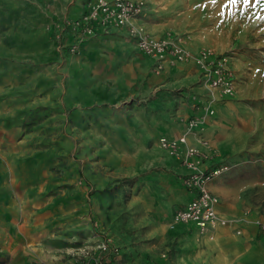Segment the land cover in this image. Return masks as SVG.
<instances>
[{"label":"rangeland","instance_id":"rangeland-1","mask_svg":"<svg viewBox=\"0 0 264 264\" xmlns=\"http://www.w3.org/2000/svg\"><path fill=\"white\" fill-rule=\"evenodd\" d=\"M14 1L35 3L48 11L33 26V37L38 40H27L24 51L10 48L14 54L20 53L18 58L0 55V114L11 115L17 127L13 138L19 137L25 146L26 163L35 162L33 168L19 171L26 178L34 175L40 179L43 198L52 200L47 211L59 214L50 231L46 228L51 232L44 242L49 256L32 258L31 250L27 255L20 250L23 259L19 263L80 264L83 251L94 250L110 239L118 253L107 255L104 264H181L189 254V240L163 233L157 219L146 217V209L153 204L148 198L147 176L153 171L158 172L157 177L169 176L166 170L171 164L164 162L171 163L173 158L158 146L160 126L168 130L174 124L167 125V121L186 119V134L188 121L202 120L201 127L189 135L197 132L200 144L214 151L215 123L220 124L222 135L228 131L242 135L232 117L253 121L264 114V0H144L145 10H152L148 21L158 29L167 23L165 26L191 36L200 45L230 55L239 86L236 95L225 100L233 102V108L216 103L204 81L156 88L164 69L158 70L156 64L149 69L124 54L127 44L115 35V29L121 28L93 24L88 34L83 21L86 13L69 17L68 2L81 4L83 0ZM53 49L60 56L66 51L69 54L56 59L57 75L56 70L53 75ZM46 55L49 63L44 61ZM12 59L20 63L12 62L14 65H8L11 71H2ZM77 84H110L108 94L101 92L109 100L100 101L103 96L95 92L83 95ZM243 84L256 85L245 89ZM201 85L206 87L203 97L194 93ZM112 99L117 102H110ZM260 122L264 124V120ZM4 139L7 148L12 140ZM247 144L263 151L237 153L232 159L260 168L264 165V129L251 132ZM245 155L249 158H242ZM240 177L246 182L255 177L264 181V168L248 169ZM87 180L92 182L91 188ZM150 187L158 193L157 185ZM257 195L264 199V185ZM10 257L0 250V264H10Z\"/></svg>","mask_w":264,"mask_h":264},{"label":"crops","instance_id":"crops-1","mask_svg":"<svg viewBox=\"0 0 264 264\" xmlns=\"http://www.w3.org/2000/svg\"><path fill=\"white\" fill-rule=\"evenodd\" d=\"M93 1L94 0H83L81 4L78 3L79 5L74 2H68L67 8L68 10L70 9L68 14L69 17H79L87 13ZM44 10L45 9L42 10V7L35 3L30 4L26 1L0 0V55H2V57L18 58L20 53L14 54V51H11L10 48L23 50L26 47L25 44L27 40H38V38L33 37V34H35V28H33V26H36L40 18L44 16L43 13L48 11L47 9ZM150 11L152 10L147 8L140 17L139 22L148 27L149 31L151 30V34L157 37H164L169 32L179 33L165 26L168 25L167 23H164L159 29L155 27L154 24L152 25L150 21H148V19L152 20L148 17ZM115 30V35L121 38L123 37V43L127 44L123 46L124 54H129V58L138 59L141 61L140 63L142 66L146 65L149 69L156 64L151 57L141 52L138 45L136 46L135 43L129 39L130 35L126 28ZM27 34L29 36H27ZM66 37L71 41L72 37L69 32ZM203 48L209 47L200 45L198 40H192L190 49L193 53H197ZM216 51L218 53H224L222 51ZM50 53H52L55 58L53 61L54 67L56 66L55 63L57 58L60 59L69 55L66 51V53L60 56L57 49L51 50ZM12 60L13 61L6 63V67H4L2 71H11L8 65L13 64L12 62L20 63L19 60ZM44 61L49 63L48 55L45 56ZM42 62L43 60L41 58L40 65H42ZM55 70L57 75V67L54 68L53 75ZM21 71L23 72V70ZM55 77L56 76H53V78L51 77L54 82H56ZM156 82H158L156 88L165 86L169 88L181 86V83L201 84L203 78L201 71L194 63H183L174 67L166 66L162 76L157 78ZM39 83H41L40 80ZM17 84L21 83L17 82ZM202 84H205V82ZM75 85L76 84H74L73 87H75ZM77 85H79L77 86L78 88L83 89V95L87 92H95L103 96L101 92L108 94V91H110L108 88L110 84H107V86H103V84ZM255 85L256 84H243V87L249 89ZM237 86H239V84H237ZM205 91L206 87L204 88L202 85L194 88V93L201 97H203ZM113 93H111L112 97H114ZM109 97L110 96L100 97V101L109 100ZM225 98L226 97L216 98V103L222 105L226 104L230 108H233L234 103L225 100ZM110 102L116 103L117 101L112 99ZM189 112L190 116H193L194 110ZM11 119V115L8 113L0 114V250L8 253L9 257L11 256L12 262H10V264H20L19 259H23V256H20V250L26 255L29 254L28 250H31L30 255L35 254L32 258L38 257L41 259L44 255L47 257L49 256L47 255V251H49L47 250L48 247L44 245V242L47 238L51 237V232H47L50 231L51 224L56 222L59 214L52 215L51 211H47L49 210L48 208H52V200L43 198L42 185L39 183L40 179L34 175L31 176V178H26L25 174L19 171L27 166L28 168H33L35 162H31L30 164L26 163L25 159L28 158V156H26L27 150L25 146L23 147L19 137H17L18 140L13 138V135L16 134L15 129H17V127L13 125ZM233 120L235 128L238 130L240 128L242 135H238L237 131L233 133L228 131L222 135V129L218 128L220 124L215 123L216 125H213L212 128L213 138L211 140L212 147L215 149L211 151L208 148L210 153L213 154V159L202 166V170L216 169L219 168L218 166L215 167L216 165L231 160L227 164L229 169L215 176L209 184L210 191L219 198V212L230 221L229 225L226 227L209 230L202 234L198 227L193 225H177L171 227L170 224L167 223L168 220H170L169 223H171L174 213L183 209L195 196L194 192L188 190L184 186L183 179L189 174V170L181 163L180 159L173 157L171 158V163L170 161L164 162L167 166L171 164V169L166 170V174L169 176L166 177L161 174V176L157 177L156 174L158 172L155 173L154 171L147 176L146 185L149 186L147 187V191L150 194L148 198L153 204L146 209L148 210L146 217L150 216L157 219L159 224L164 227L163 233H176L178 236H182L184 242L189 240L187 243L189 246V254H185L184 261L181 264H264V232L257 224L260 219L264 218V199L257 198L258 190L260 186L264 185V181L259 180V177H255L253 180L246 182L244 178L240 177L241 174H244V171L251 168L262 170L264 165L258 168L259 166L257 165H246L248 162L238 163L242 161L240 158L239 161L232 159L234 154L237 153L246 152L247 154H252L256 151L257 153L263 151L262 148H258V150L249 148L247 137H250L251 132L253 133L255 129L256 131H258L260 127L264 129V124L260 122L264 120V114H258L253 121L251 119H243L240 122V118L237 115L235 119L233 117L231 118V121ZM172 121L173 123L170 121L166 123L167 125L174 124V126L168 130H163L164 125L160 126L162 132L159 139L161 137L178 138L184 134L186 119L178 122ZM255 121L257 125L253 123ZM114 131H116V126ZM196 134L198 133L195 132L189 135V144L207 151V149L200 144ZM8 137H10L12 141L11 145L6 148L8 142L4 138ZM239 138H241V140ZM159 139L157 142L158 146ZM161 151L170 157L166 151L163 149ZM242 158L248 159L249 157L245 155L242 156ZM86 182L88 188H91L92 182L90 180ZM151 184L157 185L158 193H154L155 190L152 192L153 189L150 187ZM91 196L92 194L89 191L87 193V199L89 201ZM136 199H139L138 196ZM137 200L136 202L139 203ZM147 203L149 202L147 201ZM236 220L238 222H236ZM238 231H240V234L237 233ZM184 247L185 245L183 249H186ZM16 261H18V263H16Z\"/></svg>","mask_w":264,"mask_h":264},{"label":"built area","instance_id":"built-area-1","mask_svg":"<svg viewBox=\"0 0 264 264\" xmlns=\"http://www.w3.org/2000/svg\"><path fill=\"white\" fill-rule=\"evenodd\" d=\"M145 7L144 0H94L83 17L87 26L86 33H92L93 24L126 28L136 40L140 51L155 61L158 70H163L166 66L194 63L200 69L203 81L214 99L236 95L238 81L230 55L218 53L212 48H203L193 53L190 49L192 39L187 34L169 32L164 37L151 34L139 22ZM202 124V120L191 119L188 121L186 134L178 138L161 137L159 146L170 156L180 159L189 170L183 183L195 193L194 198L183 209L174 213L170 226L193 225L203 234L226 227L230 221L219 212V198L209 189L214 177L228 170L229 166L202 170V166L213 159V154L209 150L191 146L188 142L189 134ZM257 224L264 232V218ZM117 253L118 248L112 245V240L107 239L94 250L83 251L84 261L80 264H104L103 260L107 255Z\"/></svg>","mask_w":264,"mask_h":264},{"label":"bare ground","instance_id":"bare-ground-1","mask_svg":"<svg viewBox=\"0 0 264 264\" xmlns=\"http://www.w3.org/2000/svg\"><path fill=\"white\" fill-rule=\"evenodd\" d=\"M238 257V256H237ZM240 261V260H239Z\"/></svg>","mask_w":264,"mask_h":264}]
</instances>
